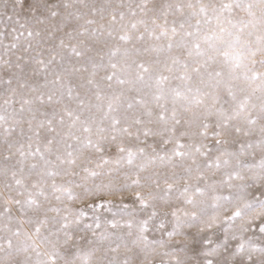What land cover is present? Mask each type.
Masks as SVG:
<instances>
[{"label":"snow or ice","instance_id":"1","mask_svg":"<svg viewBox=\"0 0 264 264\" xmlns=\"http://www.w3.org/2000/svg\"><path fill=\"white\" fill-rule=\"evenodd\" d=\"M158 255L264 264V0H0V264Z\"/></svg>","mask_w":264,"mask_h":264},{"label":"rangeland","instance_id":"2","mask_svg":"<svg viewBox=\"0 0 264 264\" xmlns=\"http://www.w3.org/2000/svg\"><path fill=\"white\" fill-rule=\"evenodd\" d=\"M257 163H258V159H257ZM225 195H227L228 193L225 192L224 193ZM114 204H119L120 203V199L119 197H117L114 201H113ZM112 211H117V208L113 207ZM104 215L107 217V218H111V213H108V212H105ZM90 222V221H89ZM168 230L171 231V225H168ZM153 235H155V237L157 239L160 238V233L157 231L155 233H149V239H151L153 237ZM165 238L166 237V234H165ZM163 252V250H161V253ZM163 259V261L165 262V264H168V261H169V258L168 257H164L162 255H158L156 258H155V264H161V260ZM173 264H174V261H173Z\"/></svg>","mask_w":264,"mask_h":264}]
</instances>
